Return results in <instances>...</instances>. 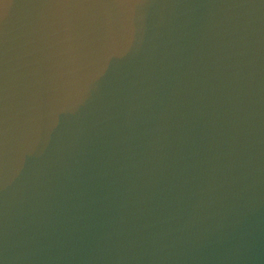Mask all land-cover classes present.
Instances as JSON below:
<instances>
[{
  "label": "water",
  "instance_id": "obj_1",
  "mask_svg": "<svg viewBox=\"0 0 264 264\" xmlns=\"http://www.w3.org/2000/svg\"><path fill=\"white\" fill-rule=\"evenodd\" d=\"M2 2L0 264H264V103L241 178L230 83L234 39L264 40V0ZM97 34L107 77L25 138L33 94ZM161 230L187 242L120 250Z\"/></svg>",
  "mask_w": 264,
  "mask_h": 264
},
{
  "label": "clouds",
  "instance_id": "obj_2",
  "mask_svg": "<svg viewBox=\"0 0 264 264\" xmlns=\"http://www.w3.org/2000/svg\"><path fill=\"white\" fill-rule=\"evenodd\" d=\"M134 5L121 3L117 7L131 8ZM9 4L0 0V11L6 12ZM234 57L231 73L233 144L236 146V168L241 178H250L252 171L253 132L255 129L257 100L264 103V78L257 81V58L264 53V40L256 41L250 33L238 35L233 43ZM105 37L97 34L92 40L69 45L58 64L57 71L50 77L48 87L33 94L30 106L34 117L23 132L31 137L47 126L49 117L85 94H91L107 73L98 76L96 67L105 55ZM264 72V64L261 65ZM78 106V105H77ZM161 126L157 125L159 132ZM159 143V137H157ZM246 169V171H244ZM187 242V237L174 235L171 230H161L151 237L132 239L121 246L122 251H148L152 253L174 250L177 244Z\"/></svg>",
  "mask_w": 264,
  "mask_h": 264
}]
</instances>
